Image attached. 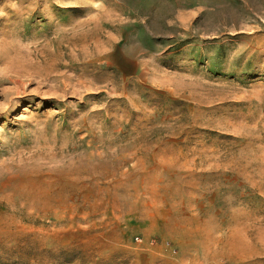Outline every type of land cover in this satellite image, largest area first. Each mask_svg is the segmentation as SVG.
I'll use <instances>...</instances> for the list:
<instances>
[{"label": "rangeland", "instance_id": "1", "mask_svg": "<svg viewBox=\"0 0 264 264\" xmlns=\"http://www.w3.org/2000/svg\"><path fill=\"white\" fill-rule=\"evenodd\" d=\"M0 264H264V0H0Z\"/></svg>", "mask_w": 264, "mask_h": 264}]
</instances>
